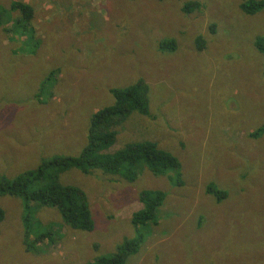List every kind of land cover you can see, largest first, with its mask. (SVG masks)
<instances>
[{"label":"rangeland","instance_id":"obj_1","mask_svg":"<svg viewBox=\"0 0 264 264\" xmlns=\"http://www.w3.org/2000/svg\"><path fill=\"white\" fill-rule=\"evenodd\" d=\"M190 1L198 5L182 11ZM244 1L0 0V13L30 3L41 40L36 54L21 53L1 26L13 15L2 16L0 180L43 157L78 155L93 113L115 102L112 90L138 82L149 86V114L111 122L110 151L155 141L178 158L183 180L172 186L146 168L133 182L68 168L58 180L85 192L93 229H72L55 207L31 202V237L37 220L59 236L37 252L24 244L22 199L0 195V264H86L112 254L134 235L145 188L166 196L127 264H264V54L255 47L264 7L247 14ZM167 37L174 49L159 47ZM210 184L226 196L208 193Z\"/></svg>","mask_w":264,"mask_h":264},{"label":"trees","instance_id":"obj_2","mask_svg":"<svg viewBox=\"0 0 264 264\" xmlns=\"http://www.w3.org/2000/svg\"><path fill=\"white\" fill-rule=\"evenodd\" d=\"M198 5L195 1L186 2L182 11L190 12ZM264 7V0H247L240 4V8L247 14H253ZM13 15L10 27L0 23L3 30L14 35L13 41H18V51L25 54H36L41 40L36 35L35 28L30 23L34 16V8L30 3H14L11 9L0 13L2 16ZM174 38L159 40L161 49H174ZM204 38L197 36L194 48L202 50L205 46ZM256 49L264 54V36L255 40ZM55 70H51L52 76ZM264 74V70H263ZM45 77L40 85L47 83ZM115 102L93 113L88 126L87 142L78 155L62 153L43 157L34 169H24L14 177H3L0 180V195H12L23 201L24 213V241L26 251L37 252L43 243H55L59 236L56 231L36 221L34 237L32 223L31 202L39 206L55 207L63 222L70 228L80 231H91L93 219L89 209L85 192L75 185H64L58 180L60 172L68 168H77L84 174L93 170L118 175L129 182H133L143 169L149 170L153 175L165 176L172 186L183 184L181 165L176 156L158 147L157 142L144 140L126 144L114 152L111 147L116 142V132L108 128L111 122L120 123L133 113L149 114V99L151 92L149 86L138 82L125 89L112 90ZM114 120V121H113ZM250 133L255 136L257 131ZM207 192L218 200L226 196V191L210 184ZM166 192L160 189H142L138 198L142 208L131 216L134 235L118 244L116 250L109 255H98L86 264H127L131 254L138 251L144 240L143 229L149 224L157 223V210L162 205ZM4 211L0 208V222Z\"/></svg>","mask_w":264,"mask_h":264}]
</instances>
